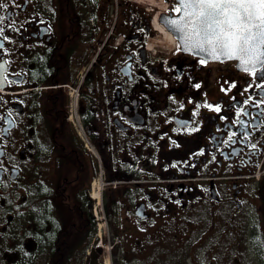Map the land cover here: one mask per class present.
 Listing matches in <instances>:
<instances>
[{"label": "flooded vegetation", "instance_id": "flooded-vegetation-1", "mask_svg": "<svg viewBox=\"0 0 264 264\" xmlns=\"http://www.w3.org/2000/svg\"><path fill=\"white\" fill-rule=\"evenodd\" d=\"M0 3V264H264V69L177 0Z\"/></svg>", "mask_w": 264, "mask_h": 264}, {"label": "snow or ice", "instance_id": "snow-or-ice-1", "mask_svg": "<svg viewBox=\"0 0 264 264\" xmlns=\"http://www.w3.org/2000/svg\"><path fill=\"white\" fill-rule=\"evenodd\" d=\"M4 8L0 3V11ZM173 11L181 18L165 22L180 34L182 47L215 59L238 60L253 74L258 66L264 69V0H177ZM4 20L0 16V24ZM3 31L0 27V34Z\"/></svg>", "mask_w": 264, "mask_h": 264}, {"label": "water", "instance_id": "water-1", "mask_svg": "<svg viewBox=\"0 0 264 264\" xmlns=\"http://www.w3.org/2000/svg\"><path fill=\"white\" fill-rule=\"evenodd\" d=\"M180 18L181 17L179 15H177V16L173 17L172 19L168 20V21H171V20H179ZM168 26H169V27H167L168 28V31H170V33L173 35V37L177 40V42L179 43L180 48H181V50H182L183 53L199 55L201 57H205V58L210 59V60H226V59H223V58H221V59H215V58L209 56L206 53H197V51L194 50V49H191V48H188V47H182L181 44H180V41H179V35L180 34L177 33L174 30V26L173 25H171L170 23H168ZM237 62H238V65L240 67H242L241 64H240V62L238 60H237Z\"/></svg>", "mask_w": 264, "mask_h": 264}, {"label": "bare ground", "instance_id": "bare-ground-1", "mask_svg": "<svg viewBox=\"0 0 264 264\" xmlns=\"http://www.w3.org/2000/svg\"><path fill=\"white\" fill-rule=\"evenodd\" d=\"M163 33L165 35L166 40L169 41V42H171V43H173V38L171 37V35L167 31H165V30H163Z\"/></svg>", "mask_w": 264, "mask_h": 264}, {"label": "rangeland", "instance_id": "rangeland-1", "mask_svg": "<svg viewBox=\"0 0 264 264\" xmlns=\"http://www.w3.org/2000/svg\"><path fill=\"white\" fill-rule=\"evenodd\" d=\"M165 42H166L167 44H169L170 46L172 45V43L169 42V41H167L166 39H165ZM105 248H106L105 251H106V253L108 254V252L111 250V248H110V246H108V245H106Z\"/></svg>", "mask_w": 264, "mask_h": 264}, {"label": "trees", "instance_id": "trees-1", "mask_svg": "<svg viewBox=\"0 0 264 264\" xmlns=\"http://www.w3.org/2000/svg\"><path fill=\"white\" fill-rule=\"evenodd\" d=\"M263 198H264V195H263Z\"/></svg>", "mask_w": 264, "mask_h": 264}]
</instances>
